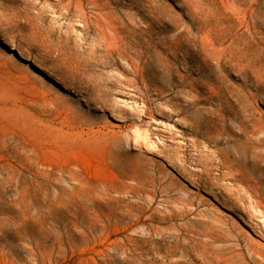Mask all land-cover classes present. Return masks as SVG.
I'll list each match as a JSON object with an SVG mask.
<instances>
[{
	"label": "rangeland",
	"instance_id": "1",
	"mask_svg": "<svg viewBox=\"0 0 264 264\" xmlns=\"http://www.w3.org/2000/svg\"><path fill=\"white\" fill-rule=\"evenodd\" d=\"M0 264H264V0H0Z\"/></svg>",
	"mask_w": 264,
	"mask_h": 264
},
{
	"label": "bare ground",
	"instance_id": "2",
	"mask_svg": "<svg viewBox=\"0 0 264 264\" xmlns=\"http://www.w3.org/2000/svg\"><path fill=\"white\" fill-rule=\"evenodd\" d=\"M122 67V66H121ZM220 109V108H219ZM174 129V128H173ZM170 140V139H169ZM181 141V140H180ZM147 143V142H146ZM152 146V145H151ZM146 148H147V146H146ZM179 158V157H178ZM177 162V161H176ZM244 191H245V189H244ZM242 194H243V192H242Z\"/></svg>",
	"mask_w": 264,
	"mask_h": 264
}]
</instances>
